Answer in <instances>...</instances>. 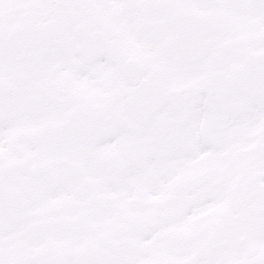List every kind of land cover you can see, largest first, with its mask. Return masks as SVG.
<instances>
[{"label": "snow or ice", "instance_id": "1", "mask_svg": "<svg viewBox=\"0 0 264 264\" xmlns=\"http://www.w3.org/2000/svg\"><path fill=\"white\" fill-rule=\"evenodd\" d=\"M0 264H264V0H0Z\"/></svg>", "mask_w": 264, "mask_h": 264}]
</instances>
